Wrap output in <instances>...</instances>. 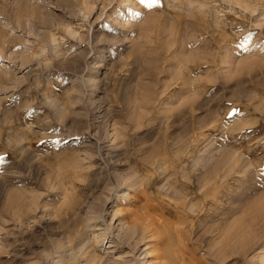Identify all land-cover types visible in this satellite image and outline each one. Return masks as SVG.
<instances>
[{
  "label": "rangeland",
  "instance_id": "1",
  "mask_svg": "<svg viewBox=\"0 0 264 264\" xmlns=\"http://www.w3.org/2000/svg\"><path fill=\"white\" fill-rule=\"evenodd\" d=\"M0 264H264V0H0Z\"/></svg>",
  "mask_w": 264,
  "mask_h": 264
},
{
  "label": "bare ground",
  "instance_id": "2",
  "mask_svg": "<svg viewBox=\"0 0 264 264\" xmlns=\"http://www.w3.org/2000/svg\"><path fill=\"white\" fill-rule=\"evenodd\" d=\"M197 4V3H196ZM200 4V3H199ZM204 5V4H203ZM160 166V165H159ZM135 187V186H134ZM202 188V187H201ZM203 193V192H202ZM133 214V213H132ZM136 222V221H135ZM133 223V222H132ZM132 223H130L131 225H132ZM138 223V222H137ZM131 225H129V226H125L126 228H123L126 232H128V233H130V234H132V236L134 237V235L133 234H135L136 233V230L137 229H141V230H144V227H147L151 232H153V233H159V226L157 225V223L153 220V219H151L149 222H148V225H135V223L133 224V228L131 227ZM120 230H121V228H120ZM237 233V232H236ZM136 235V234H135ZM237 236V235H236ZM132 237V238H133ZM154 237V236H153ZM159 237V236H158ZM138 238H136V240H137ZM135 240V241H136ZM142 241H144V240H137V242L135 243V249L137 248L138 249V252L140 253V255H148V252H147V247L145 248V249H142L141 247H140V245L142 244ZM144 246V245H143ZM140 247V248H139ZM136 251V250H135Z\"/></svg>",
  "mask_w": 264,
  "mask_h": 264
}]
</instances>
